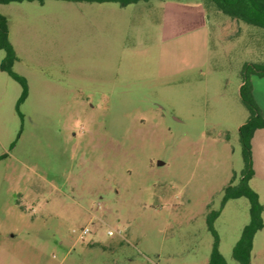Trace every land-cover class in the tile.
I'll return each instance as SVG.
<instances>
[{"label": "rangeland", "instance_id": "rangeland-1", "mask_svg": "<svg viewBox=\"0 0 264 264\" xmlns=\"http://www.w3.org/2000/svg\"><path fill=\"white\" fill-rule=\"evenodd\" d=\"M184 1L0 4L29 86L18 104L0 49V264H209L218 211L237 264L250 202L223 196L244 169L242 71L264 62V29L201 0L206 28L164 42L161 7ZM249 185L264 206V175Z\"/></svg>", "mask_w": 264, "mask_h": 264}, {"label": "trees", "instance_id": "trees-1", "mask_svg": "<svg viewBox=\"0 0 264 264\" xmlns=\"http://www.w3.org/2000/svg\"><path fill=\"white\" fill-rule=\"evenodd\" d=\"M35 0H0V4L11 2H23ZM44 2L45 0H38ZM72 2L87 3H118L121 6L148 2L150 0H66ZM215 7L232 19L242 21L249 25L264 29V0H210ZM0 49L5 52V58L1 63V69L7 72L22 87V95L18 104H21L28 96L29 86L25 77L13 70L15 62L18 60L17 53L9 39L8 18L0 14ZM243 80L240 86V96L243 104L249 111V117L239 128L240 143L243 151L244 169L237 183L234 178L224 188L223 205L230 199L240 197L248 198L250 202V220L244 226L240 238L232 250V256L237 264H252V250L255 235L263 229L264 206L260 201L259 194L253 190L249 182L254 177L253 167L252 138L257 129L264 128V115L259 107L255 96L252 83V75L264 77L263 63H246L242 71ZM223 207V206H222ZM220 214H214L209 220V229L214 234V243L209 259V264H227V261L219 250V238L214 228L213 222Z\"/></svg>", "mask_w": 264, "mask_h": 264}, {"label": "crops", "instance_id": "crops-1", "mask_svg": "<svg viewBox=\"0 0 264 264\" xmlns=\"http://www.w3.org/2000/svg\"><path fill=\"white\" fill-rule=\"evenodd\" d=\"M161 10L163 15L162 24L159 26V29L163 31L164 42L177 41L206 28V9L201 0L167 2L162 5ZM251 78L255 99L264 115V77L252 75ZM252 153L255 171L253 178L263 176L264 128L257 129L253 135Z\"/></svg>", "mask_w": 264, "mask_h": 264}, {"label": "built area", "instance_id": "built-area-1", "mask_svg": "<svg viewBox=\"0 0 264 264\" xmlns=\"http://www.w3.org/2000/svg\"><path fill=\"white\" fill-rule=\"evenodd\" d=\"M88 233H89V228H88V227H85V228H83V229L80 231V233H79V235H78V238H79L80 240H83V239L85 238L86 234H88ZM108 234H109V235H113L114 233H113L112 230H110V231L108 232Z\"/></svg>", "mask_w": 264, "mask_h": 264}]
</instances>
